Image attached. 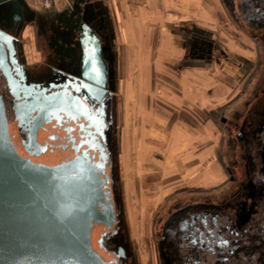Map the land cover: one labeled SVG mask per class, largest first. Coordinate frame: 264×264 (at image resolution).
I'll list each match as a JSON object with an SVG mask.
<instances>
[{"label":"flooded vegetation","instance_id":"flooded-vegetation-1","mask_svg":"<svg viewBox=\"0 0 264 264\" xmlns=\"http://www.w3.org/2000/svg\"><path fill=\"white\" fill-rule=\"evenodd\" d=\"M37 9L0 2V100L17 151L54 165L80 155L104 163L112 220L95 224L93 249L108 264H140L121 190L120 61L115 20L103 0ZM235 32L255 45L216 111L224 131L223 188L187 192L154 221L155 264H264V0H219ZM183 61L234 60L224 42L194 30ZM97 67L89 68L86 46Z\"/></svg>","mask_w":264,"mask_h":264},{"label":"rangeland","instance_id":"rangeland-1","mask_svg":"<svg viewBox=\"0 0 264 264\" xmlns=\"http://www.w3.org/2000/svg\"><path fill=\"white\" fill-rule=\"evenodd\" d=\"M203 1L207 10H210L214 23L217 22L215 25L222 28L220 40L226 44L230 53H236L233 54L234 60L231 58L224 61L221 67H208V70L195 75L191 71L190 75L186 73L185 78H196L199 84L207 87H195L193 91H189L188 98L186 93L183 94L185 103L179 100L182 93L175 82L182 77L176 70L178 55L167 65L166 72L157 68L146 69L139 61L140 56H135L132 48L119 43L116 38L118 52L124 51L119 68V93L122 102L121 190L127 228L140 264H155L152 238L154 221L166 212L173 202L182 200L190 191L203 193L221 189L227 181V175L220 162V156L224 162L227 153L223 143L224 131L213 114L220 106L223 108L228 94L234 93L232 90L237 69L243 60H255L256 47L248 38L240 36L238 31L232 32L231 35L224 32L229 26L234 27L219 0ZM27 2L37 9L50 6L48 0ZM52 2L56 9L63 7V0ZM117 25L116 23V30ZM149 59L154 67L157 56L150 55ZM147 77L155 84L162 78H174V86L165 88L153 83L152 86L142 87L141 79ZM214 82L222 85L220 89H212L211 84ZM164 89L171 91L173 100H178V104H171L172 107L166 110L162 109L159 103L156 106L154 102V96ZM212 92L213 96H210ZM140 97L144 101H140ZM149 105L156 110L159 107L160 112H154ZM183 109L185 112H182ZM160 123L166 125L168 135L164 134L163 124Z\"/></svg>","mask_w":264,"mask_h":264},{"label":"water","instance_id":"water-1","mask_svg":"<svg viewBox=\"0 0 264 264\" xmlns=\"http://www.w3.org/2000/svg\"><path fill=\"white\" fill-rule=\"evenodd\" d=\"M95 49L85 48L91 70ZM105 182L104 163L88 155L54 165L22 156L0 100V264H108L91 243L95 224L113 217Z\"/></svg>","mask_w":264,"mask_h":264},{"label":"crops","instance_id":"crops-1","mask_svg":"<svg viewBox=\"0 0 264 264\" xmlns=\"http://www.w3.org/2000/svg\"><path fill=\"white\" fill-rule=\"evenodd\" d=\"M103 1L109 7L112 17L118 24L116 32L119 43L126 44L127 47L132 48L133 54L135 56L137 54L140 56L139 61L145 65L146 69L151 70L154 68L156 70L157 68L158 70L166 72L168 70L167 65H170L169 63L174 60L173 57L178 55L179 60L176 62V70L182 77L181 79H176L175 82L182 93L179 97L181 103H185L183 99L185 98V93L188 98L189 91H193L195 87L201 89L207 87V85L204 86V84H199L196 78L188 79L184 76L186 73L190 75V71L193 75L199 74L200 71L208 70V67L199 64L197 61H183L185 43L191 39L193 33H195L194 30L210 38H216L217 40L221 38L222 28L215 25L217 22L215 21L214 23L211 18L212 15L210 10H207L206 6L203 4V0ZM224 32L231 35L233 34L232 32H235V29L229 26L228 30ZM224 47L226 48V44H224ZM226 50L230 53L229 48H226ZM119 54L121 63L124 51L122 52L119 50ZM150 55L157 56L154 67L152 61L149 59ZM128 56L127 54V59ZM127 59H125V61ZM212 67L213 66H211L210 69H212ZM173 81L174 78H162L159 83L156 82L155 84L147 77L141 79L140 85L142 87H149L155 84V86L158 87L173 88ZM211 86L212 89H220L222 85L214 82ZM223 87L224 89L226 88V86ZM210 96H213V92ZM154 99H151V101H154L156 106L157 103H159L164 110L168 107H172L171 104H178V100H173L172 93L168 89L159 90L158 95H155ZM139 100L144 101L142 97H140ZM149 108L153 109L156 113L160 112L159 107L156 110L149 105ZM182 112H185L184 109ZM204 115H206V112H204ZM161 124L163 123H160V125ZM165 128L166 125L163 124L164 134L167 133ZM168 134L169 133L166 135Z\"/></svg>","mask_w":264,"mask_h":264}]
</instances>
